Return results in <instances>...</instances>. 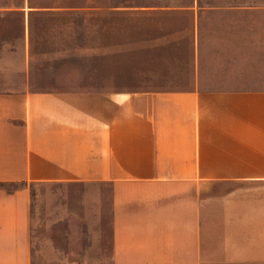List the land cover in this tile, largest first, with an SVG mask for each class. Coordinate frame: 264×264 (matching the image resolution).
<instances>
[{"label": "crops", "instance_id": "1", "mask_svg": "<svg viewBox=\"0 0 264 264\" xmlns=\"http://www.w3.org/2000/svg\"><path fill=\"white\" fill-rule=\"evenodd\" d=\"M193 17L181 89L0 66V264H264V53L214 47L197 23L216 15ZM50 237L87 258H45Z\"/></svg>", "mask_w": 264, "mask_h": 264}, {"label": "rangeland", "instance_id": "2", "mask_svg": "<svg viewBox=\"0 0 264 264\" xmlns=\"http://www.w3.org/2000/svg\"><path fill=\"white\" fill-rule=\"evenodd\" d=\"M28 2L47 8L29 15L35 9ZM194 14L216 15L197 23L200 37L214 38V47L264 53V0H0V66L23 68L27 53L46 80L52 68L64 67L67 76L92 87L181 89L193 76ZM76 188L34 185L32 194L54 201L60 191ZM50 238L58 248L49 247L45 258H87Z\"/></svg>", "mask_w": 264, "mask_h": 264}, {"label": "trees", "instance_id": "3", "mask_svg": "<svg viewBox=\"0 0 264 264\" xmlns=\"http://www.w3.org/2000/svg\"><path fill=\"white\" fill-rule=\"evenodd\" d=\"M28 7L30 9H35V10H30L29 11V15H32V14H38V12H42L40 11V9L42 8H47V6H34L31 2H28ZM55 7V6H54ZM12 9H21V8H24L23 6H15V7H11ZM23 12V11H21Z\"/></svg>", "mask_w": 264, "mask_h": 264}]
</instances>
